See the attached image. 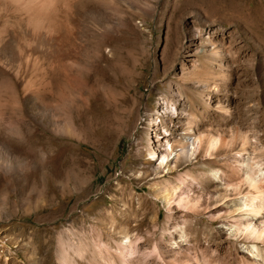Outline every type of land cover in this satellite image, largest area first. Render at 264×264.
<instances>
[{"label": "rangeland", "instance_id": "rangeland-1", "mask_svg": "<svg viewBox=\"0 0 264 264\" xmlns=\"http://www.w3.org/2000/svg\"><path fill=\"white\" fill-rule=\"evenodd\" d=\"M154 119L238 137L232 168L196 173L234 169L238 192L170 207L198 167L157 169ZM247 164L264 189V0H0V264H264L233 227Z\"/></svg>", "mask_w": 264, "mask_h": 264}, {"label": "bare ground", "instance_id": "bare-ground-1", "mask_svg": "<svg viewBox=\"0 0 264 264\" xmlns=\"http://www.w3.org/2000/svg\"><path fill=\"white\" fill-rule=\"evenodd\" d=\"M46 97L48 99L54 100L55 98L59 97V95L52 94L46 95ZM174 108V105H171L169 101L165 100L162 105V110L158 112V119L162 117H171L174 113L172 112V109ZM158 119L151 120L149 125V130L153 131L157 137V141L155 140V142H153V146L151 144L149 146L150 155L154 158H157V160L159 161V167L157 169L174 165L175 168L173 167L174 169H170V177H172L175 175V173L180 172L181 162H192L193 167L195 168L201 165L200 163H198L199 160H202V167L203 165H205V168L208 167L209 169L210 167L212 168L213 166H218L220 164L224 166H230L232 157L215 156L218 150L222 148H225L229 153H231L230 151H232V147H235L234 145L237 143L236 141L239 140L238 137H236L237 140L232 139L231 141L226 142L220 139V137H213L211 135L204 134L203 131L198 128L199 126H196V121H194V119H190L186 122L185 134L183 133L185 135L184 139L188 140H185L184 142L177 141L176 138L172 137L167 122L163 121L162 123L158 124ZM243 139L244 138H242V140ZM243 142L244 141H242V143ZM241 146L242 151H247V143L244 142ZM200 155H203L205 157H193ZM194 158L195 161H193ZM250 167L251 166L247 164L245 172L246 179L244 180V182L245 184L249 185L252 193L246 194L241 199L244 207L233 209L231 214H239L240 217H243L241 219H238V221H234L233 227L235 228L237 235H243V237L245 236L247 240L264 244V223H261L259 226H255L253 224L254 222L252 223V221L258 219L263 214L264 189L261 185L262 182L256 180L253 176L254 174H251ZM229 168H232V166H230ZM200 170H202V168L200 167L193 171L191 169H188L184 174L178 175L174 182H170L164 187L165 200L170 207L183 206L191 210L192 212L198 213L200 210H202V207L200 206L202 200L206 201V203L208 204H215V202L221 199V197H216L214 194H212L211 187L216 186L218 183L217 181H220V179L225 183L228 191H231L232 193L238 192L239 188L236 186L233 180L236 176L234 169L232 170V175H228L225 172L214 171L212 175L213 178H205L203 175L196 174L198 173L197 171ZM5 171L7 174H11L12 171L24 172L25 165L17 164L14 167L9 165ZM193 184H196L198 186V190L196 192L201 194L198 201L192 198V196L195 195V191H191V185ZM225 204L227 203L225 202ZM208 209L209 208H207L206 210ZM248 217H251L252 220H248L245 225L242 224V221H244L245 219L247 220ZM252 247L254 250V255L256 257H262L264 251L259 248L258 245H253ZM168 264L173 263L169 262Z\"/></svg>", "mask_w": 264, "mask_h": 264}]
</instances>
